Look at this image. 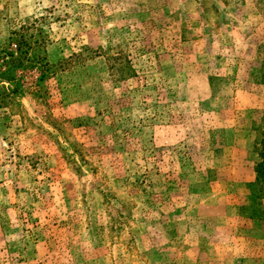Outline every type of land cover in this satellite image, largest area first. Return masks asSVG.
<instances>
[{"label": "rangeland", "instance_id": "rangeland-1", "mask_svg": "<svg viewBox=\"0 0 264 264\" xmlns=\"http://www.w3.org/2000/svg\"><path fill=\"white\" fill-rule=\"evenodd\" d=\"M23 24L57 67L0 100V264H264V0H0Z\"/></svg>", "mask_w": 264, "mask_h": 264}, {"label": "trees", "instance_id": "trees-1", "mask_svg": "<svg viewBox=\"0 0 264 264\" xmlns=\"http://www.w3.org/2000/svg\"><path fill=\"white\" fill-rule=\"evenodd\" d=\"M29 29L35 30L36 27L23 24L20 30L13 31L8 39L0 44V100L5 104L9 103L7 98L16 92V85L21 80L19 73L36 68L39 70L41 80L47 74L53 73L57 67L49 64L42 55L46 43V36L42 30L38 28L39 34L28 35ZM259 81L264 85V60L259 69ZM252 128L259 133L253 145V151L258 154V159L254 166L255 179L247 184L248 205L240 207V210L248 211L247 217L258 220L264 218L260 201L264 197V112L259 123H255Z\"/></svg>", "mask_w": 264, "mask_h": 264}, {"label": "crops", "instance_id": "crops-1", "mask_svg": "<svg viewBox=\"0 0 264 264\" xmlns=\"http://www.w3.org/2000/svg\"><path fill=\"white\" fill-rule=\"evenodd\" d=\"M249 181H251V180H249Z\"/></svg>", "mask_w": 264, "mask_h": 264}]
</instances>
